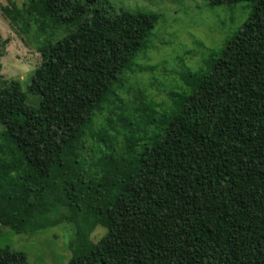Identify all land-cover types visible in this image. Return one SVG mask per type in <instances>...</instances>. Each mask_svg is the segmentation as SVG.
Returning <instances> with one entry per match:
<instances>
[{"label":"trees","instance_id":"trees-1","mask_svg":"<svg viewBox=\"0 0 264 264\" xmlns=\"http://www.w3.org/2000/svg\"><path fill=\"white\" fill-rule=\"evenodd\" d=\"M251 1L163 113L143 90L125 97L159 13L99 0L6 8L45 39L27 87L38 105L19 79H0V224L72 223L68 264H264V0ZM0 264L29 262L4 246Z\"/></svg>","mask_w":264,"mask_h":264},{"label":"rangeland","instance_id":"rangeland-1","mask_svg":"<svg viewBox=\"0 0 264 264\" xmlns=\"http://www.w3.org/2000/svg\"><path fill=\"white\" fill-rule=\"evenodd\" d=\"M220 1L213 5L206 0H99L113 12L122 9L160 14L147 45L134 59L136 70L129 74L132 91L125 94L128 100L143 90L157 113H163L173 104V92L182 94L190 89L187 80L208 68L209 61L239 31L252 10L251 0ZM29 3L30 0H0V79H19L28 92V102L36 106L40 96L27 87L42 61L37 46L45 35L34 22L31 27L25 26L5 10L16 5L24 11ZM21 18L18 17L24 21ZM65 32L59 26L54 34L61 37ZM2 131L0 123V134ZM106 232L105 226L98 225L91 240L98 242ZM73 240L74 225L70 222L33 232H17L0 224V247L25 252L29 264H68L73 257Z\"/></svg>","mask_w":264,"mask_h":264}]
</instances>
